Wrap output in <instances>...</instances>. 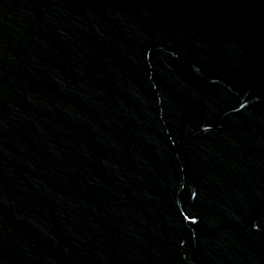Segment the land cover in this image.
<instances>
[{"label":"water","instance_id":"1","mask_svg":"<svg viewBox=\"0 0 264 264\" xmlns=\"http://www.w3.org/2000/svg\"><path fill=\"white\" fill-rule=\"evenodd\" d=\"M0 264H264V0H0Z\"/></svg>","mask_w":264,"mask_h":264}]
</instances>
